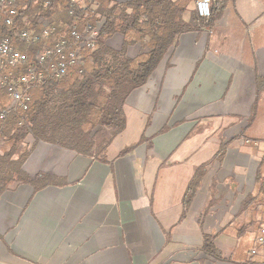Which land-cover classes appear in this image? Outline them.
Returning <instances> with one entry per match:
<instances>
[{"label": "crops", "instance_id": "1", "mask_svg": "<svg viewBox=\"0 0 264 264\" xmlns=\"http://www.w3.org/2000/svg\"><path fill=\"white\" fill-rule=\"evenodd\" d=\"M196 9L194 0L186 19ZM259 78L264 0H236L216 24L182 34L146 85L132 91L127 128L109 146L108 162L39 142L23 170L53 181L3 193L0 264H264V247L247 237L260 231L263 216L240 210L257 194L264 157V117L250 122ZM246 130L252 137H243ZM200 166L205 175L185 207ZM240 220L236 241L227 230ZM203 231L219 233L226 259L201 250Z\"/></svg>", "mask_w": 264, "mask_h": 264}, {"label": "trees", "instance_id": "2", "mask_svg": "<svg viewBox=\"0 0 264 264\" xmlns=\"http://www.w3.org/2000/svg\"><path fill=\"white\" fill-rule=\"evenodd\" d=\"M20 1L15 28L0 21V39H14L32 59L43 44L28 48L14 38V32L29 28L40 33L43 18H48L56 28L54 39L81 30L91 22L101 27L103 40L97 48H104L106 39L117 38L122 43L119 48L111 50V56L87 49L84 63L71 67L67 76L33 89L24 123L18 112L2 115L11 100L7 90L0 88V198L11 185L26 183L37 190L52 184L53 175L31 177L23 170L24 163L39 142L61 146L102 163L108 162L109 146L127 128L125 106L132 91L146 85L168 51L179 44L182 34L189 31L200 34L236 2L212 0L210 17H199L196 9L191 10V19H186L194 0H90L88 6L77 7L75 13L70 11L71 0H52L51 6L46 5L47 0ZM131 47H138L139 54L132 56L129 53ZM151 118L152 115L148 123ZM225 149L226 144L222 142L215 159L221 160ZM259 166L257 194L251 195L243 204L241 214H256L264 208V157ZM204 175L205 167H197L183 196L185 207L193 203ZM218 235L203 231L201 250L224 260L226 258L215 240Z\"/></svg>", "mask_w": 264, "mask_h": 264}, {"label": "built area", "instance_id": "3", "mask_svg": "<svg viewBox=\"0 0 264 264\" xmlns=\"http://www.w3.org/2000/svg\"><path fill=\"white\" fill-rule=\"evenodd\" d=\"M90 0H71V13L76 8H85ZM94 1V0H91ZM20 0H0V21L15 28L18 22ZM47 6L52 5V0H47ZM212 0H196L199 17L208 18L212 14ZM42 31L21 28L14 32V38L24 43L28 48L43 44L35 52V58L27 51L21 50L14 39L4 37L0 39V88L8 92L11 104L4 109L2 115L20 113L22 122L27 119L26 112L31 102V91L45 83L64 78L70 68L81 65L85 61L84 52L95 50L103 40L101 27L87 22L83 29L73 30L70 34H63L53 38L56 28L51 25L48 18H43ZM264 218V208H262ZM257 236V243L264 245V222ZM254 247L251 253H256Z\"/></svg>", "mask_w": 264, "mask_h": 264}, {"label": "rangeland", "instance_id": "4", "mask_svg": "<svg viewBox=\"0 0 264 264\" xmlns=\"http://www.w3.org/2000/svg\"><path fill=\"white\" fill-rule=\"evenodd\" d=\"M225 14V13H224ZM223 14V15H224ZM216 24V23H215ZM105 43H106V45H105V47L104 48H96L95 49V52L96 51H98V52H100V54H102V56H111V50L113 49V48H119L120 47V45H121V43H122V40L121 39H117V38H115V39H110V40H107L106 39V41H105ZM102 47V46H101ZM131 49V51L129 52V53H131V55L133 56V55H136V54H139V52H140V49L138 48V47H131L130 48ZM257 86H258V100H257V103H256V105H255V107H254V110H253V112L251 113V118H250V122H252V124H254V122L255 123H257V121L263 116L264 117V78H259L258 80H257ZM254 121V122H253ZM148 122V121H147ZM192 136V135H191ZM190 136V137H191ZM246 136L247 137H252V136H250L249 135V133L247 132V130H246V132H244L243 133V137H245L246 138ZM144 136H142V137H140V139H142ZM189 137V138H190ZM255 141V138H253L251 141ZM221 146V145H220ZM61 147V146H60ZM63 148V147H62ZM66 149V148H65ZM67 150H69V149H67ZM215 148L214 149H208L207 151H206V154H204L203 153V151H201L202 152V156H201V159L202 160H209V159H211L212 158V156L215 154L214 152H215ZM71 151V150H70ZM73 153H74V151H72ZM76 152V151H75ZM214 168V167H213ZM259 214V216H261V214L263 215V213L261 212V211H259L258 212ZM242 221L240 220L237 224H236V227H234V228H231V229H229V230H227V232H228V234H229V236L230 237H232L233 239H235L236 241H237V239H236V237H237V234H238V230H239V227H241L242 225H240V223H241ZM262 227V226H261ZM261 229V228H260ZM260 232V231H259ZM258 231H257V229L256 228H252L251 230H250V232H247V237H249V238H251V239H253V237L255 238V240H256V242H258L257 241V236L260 234ZM255 244V243H254ZM260 245V247H264V245H261V244H259ZM254 246V245H253ZM256 247V246H255ZM253 248L254 247H252L251 249L249 248V250H248V254L250 255V254H252L251 253V251L253 250ZM257 248V251H256V253H253L254 255L255 254H257V252H258V249H259V246L258 247H256ZM252 254V255H253Z\"/></svg>", "mask_w": 264, "mask_h": 264}]
</instances>
